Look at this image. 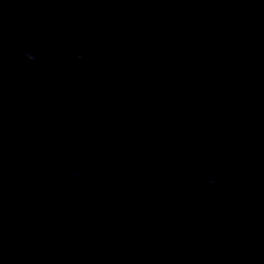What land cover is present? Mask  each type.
I'll list each match as a JSON object with an SVG mask.
<instances>
[{
	"label": "water",
	"instance_id": "1",
	"mask_svg": "<svg viewBox=\"0 0 264 264\" xmlns=\"http://www.w3.org/2000/svg\"><path fill=\"white\" fill-rule=\"evenodd\" d=\"M154 264H264V0H40Z\"/></svg>",
	"mask_w": 264,
	"mask_h": 264
}]
</instances>
